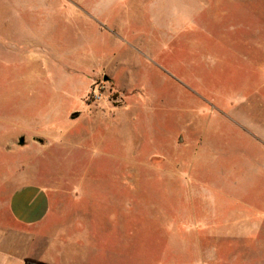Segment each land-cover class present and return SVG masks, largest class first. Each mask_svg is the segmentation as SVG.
<instances>
[{"label": "rangeland", "instance_id": "obj_1", "mask_svg": "<svg viewBox=\"0 0 264 264\" xmlns=\"http://www.w3.org/2000/svg\"><path fill=\"white\" fill-rule=\"evenodd\" d=\"M245 45L264 61V0H0L1 191L52 198L27 264H171L191 216L246 233L216 264H264Z\"/></svg>", "mask_w": 264, "mask_h": 264}, {"label": "crops", "instance_id": "obj_2", "mask_svg": "<svg viewBox=\"0 0 264 264\" xmlns=\"http://www.w3.org/2000/svg\"><path fill=\"white\" fill-rule=\"evenodd\" d=\"M246 47L245 45L243 57L247 64L248 81L246 87L247 85L248 87L244 94L243 104L239 107H229L227 109L228 123L240 128L242 135L255 144L264 145V61L253 56V51L256 50L255 46L252 45L248 50ZM259 50L264 51L262 47H259ZM1 188L4 189V187H0V264H27L28 231L34 229L36 233L41 232L40 234L44 235L43 228L48 224L52 198L43 187L24 185L16 187L14 191L10 189L8 194H4V196ZM216 221L217 219H214L209 223L191 216L172 223V226L179 225V228L177 227L179 230H177L180 231L179 233L183 237L184 247L182 254L177 255V258L171 264H191V261L198 264H216V262H223L220 257L235 251L236 241L243 240L246 233L242 231L239 237H235L231 232L232 228L222 230L223 228ZM12 224L23 229V232L21 230L13 231L11 229ZM172 226L168 228L171 229ZM190 236L196 237V240L190 249L186 251L185 246ZM214 237L218 239H214ZM21 240L24 241L23 256L26 260L18 258L22 255V252H20ZM214 240H223L224 244L210 246L208 242L204 245L202 243V241H211L212 243ZM251 245L255 247L263 244L262 242L258 244L255 241ZM259 251V256H262L261 246ZM166 254H162L163 261L166 259ZM207 257H211L208 262Z\"/></svg>", "mask_w": 264, "mask_h": 264}, {"label": "water", "instance_id": "obj_3", "mask_svg": "<svg viewBox=\"0 0 264 264\" xmlns=\"http://www.w3.org/2000/svg\"><path fill=\"white\" fill-rule=\"evenodd\" d=\"M108 79H107V77H104L103 78V81L104 82H106ZM24 145V138L23 137H20L19 139H18V146H23Z\"/></svg>", "mask_w": 264, "mask_h": 264}]
</instances>
